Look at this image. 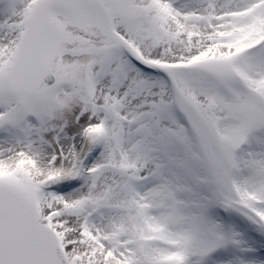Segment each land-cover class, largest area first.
<instances>
[{
	"label": "snow or ice",
	"instance_id": "1",
	"mask_svg": "<svg viewBox=\"0 0 264 264\" xmlns=\"http://www.w3.org/2000/svg\"><path fill=\"white\" fill-rule=\"evenodd\" d=\"M0 264H264V0H0Z\"/></svg>",
	"mask_w": 264,
	"mask_h": 264
}]
</instances>
